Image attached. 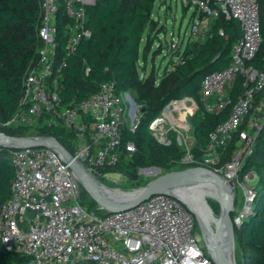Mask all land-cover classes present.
<instances>
[{
	"label": "built area",
	"instance_id": "built-area-1",
	"mask_svg": "<svg viewBox=\"0 0 264 264\" xmlns=\"http://www.w3.org/2000/svg\"><path fill=\"white\" fill-rule=\"evenodd\" d=\"M186 1L203 15L193 20L191 37H211L213 22L221 16L238 20L242 30L233 46L230 65L206 75L200 91L206 108L218 112L231 104L229 87L236 77L244 78L243 94L233 104L228 119L211 133L206 153V162L214 166L234 134L251 116L239 134V142L246 143L245 149L235 157L236 151L225 167H210L243 187L247 203L236 218V224L240 225L252 207L255 192L251 185L239 181L238 171L264 122V69L247 65L262 45L261 2ZM95 3L96 0H40L38 35L42 46L30 62L18 109L4 124L62 123L79 140L74 157L101 179L112 174L102 173V169L114 168L120 161L122 126L129 124L128 109L136 108L135 98L128 91L117 92L114 81L102 83L97 93L70 105L63 104L59 93L60 75L67 57L81 41L92 36L88 8ZM61 5L65 14L60 18ZM64 18L68 19L65 54L58 52V21L63 22ZM219 33L225 35L221 29ZM169 104V109H163V116L149 126L151 132L159 134L157 140L166 145L172 141L164 136L162 122L185 127L187 113L198 109L191 97ZM168 110L170 117L166 115ZM178 141L182 143L181 136ZM125 149L132 156L136 145L128 142ZM11 159L15 175L11 196L0 207V239L6 250L32 257V264H73L81 260L97 264H216L193 213L177 197L158 194L131 209L101 216L83 203V187L56 149L13 148Z\"/></svg>",
	"mask_w": 264,
	"mask_h": 264
},
{
	"label": "trees",
	"instance_id": "trees-1",
	"mask_svg": "<svg viewBox=\"0 0 264 264\" xmlns=\"http://www.w3.org/2000/svg\"><path fill=\"white\" fill-rule=\"evenodd\" d=\"M260 2L262 45L256 57L248 61L247 65L262 70L264 0ZM155 3L156 0H96L88 8V27L92 36L81 41L67 57V65L62 70L59 82V93L66 105L94 95L101 84L108 81L115 82L117 92L135 91V101L141 107L140 117L134 127L129 124L122 126L120 161L114 168L102 169V173L132 174L137 180L128 177L129 180L138 185L141 184L138 168L160 167L164 172H169L191 166L214 169L225 167L233 160L239 148V134L244 129L243 124L214 166L206 162L211 133L228 119L233 104L243 94L245 86L243 76L238 75L229 87L231 104L215 112L205 106L200 92L201 83L209 73L230 65L233 46L242 35L240 22L219 17L213 22L211 37L202 39L190 36L183 49L178 51V58L170 63L173 66L171 69L170 65L166 67L160 77H155L153 70L146 76L141 70L146 67L155 40L154 33L158 28V20L153 16ZM64 14V6L61 5L59 17H64ZM200 17L203 15L200 14ZM66 22L67 18L63 22L58 21V52L63 54L66 53L68 42ZM40 25V0H0V131L15 136H54L73 154L79 140L76 133L62 123L4 124L18 109L30 62L42 46L38 35ZM220 29L224 31V36L219 33ZM186 97L193 98L198 105L197 111L189 119L194 141L189 149L180 146L175 139H171L169 145L159 142L149 128L150 124L169 103ZM128 142L136 145V152L132 156L125 149ZM11 150L0 146V207L11 196V182L15 175ZM187 155L192 158L190 164L183 163ZM252 173L253 178H257L255 184L251 185L255 192L252 207L242 218L241 224L234 226L236 264H264V122L254 138L250 154L238 171L239 181L247 184L246 178H250ZM82 200L96 214H107L83 188ZM236 203L235 197V208ZM212 206L214 212H218V206ZM231 215L236 219L240 214L234 211ZM196 226L199 230L197 221ZM238 255L241 261H238ZM32 263V257L6 250L0 239V264ZM73 264L97 263L81 260Z\"/></svg>",
	"mask_w": 264,
	"mask_h": 264
},
{
	"label": "water",
	"instance_id": "water-1",
	"mask_svg": "<svg viewBox=\"0 0 264 264\" xmlns=\"http://www.w3.org/2000/svg\"><path fill=\"white\" fill-rule=\"evenodd\" d=\"M169 105L165 109H169ZM197 110L194 111V113ZM193 113V114H194ZM192 114V115H193ZM0 146L7 148H28V147H46L56 149L63 157L65 163L69 164L70 169L75 173L83 189L98 204L99 208L107 213L119 212L131 209L140 203L148 200L150 197L158 194H168L177 197L184 202L188 209L193 213L201 231V234L208 247V251L214 256L216 264H236L235 257V224L236 219L232 218L235 211V180L226 179L225 176L211 168L204 166H191L181 170H172L165 172L147 184L123 190L119 196L102 193L98 189L97 182L105 185L99 179L94 177L84 165L79 162L74 155L54 136H15L0 131ZM161 170L160 167H152ZM148 169V168H142ZM134 181L137 177L132 174H126ZM213 183L216 187V196L214 197L221 203V213L216 215L211 205L208 203L206 196L203 197L206 213L211 222H215L214 233L210 236V228L213 230L211 223L201 217L189 204L182 198L176 196L174 189L188 183ZM207 195V194H206ZM247 203V202H245ZM228 233V240L232 250L231 256L226 250L225 233Z\"/></svg>",
	"mask_w": 264,
	"mask_h": 264
},
{
	"label": "rangeland",
	"instance_id": "rangeland-1",
	"mask_svg": "<svg viewBox=\"0 0 264 264\" xmlns=\"http://www.w3.org/2000/svg\"><path fill=\"white\" fill-rule=\"evenodd\" d=\"M186 6H188V2L186 0H156L155 8L153 11V16L155 19L158 20V28L155 30L154 33V44L151 46V51L149 52L147 63L145 69H142L141 72L144 75H149L153 70L155 77H160L163 75L166 67L170 65L173 59L178 58V51L182 50L188 39L190 38V31L191 26L193 23V20L196 17L200 16V12L195 8L193 5H189L186 9ZM195 38V37H192ZM143 63V61L141 60ZM172 64L170 65V69L172 68ZM129 94L132 96H136L134 90H129ZM129 107L128 109V122L131 127H133L138 119L141 107L136 102V108ZM163 112V111H162ZM187 125L185 127L176 128L172 124L171 121L162 122V129L164 130V136L168 137L169 139H175L178 143V136H181L182 143L180 146L185 147L189 149L191 143L194 141V137L192 135V129L189 122V119L193 113H187ZM163 116V114H160ZM167 115V114H166ZM255 116V115H254ZM251 116H248L246 118V122L244 125L248 124V121ZM183 116L181 117L182 120ZM166 123V124H165ZM153 135L156 137H159V134H155V132H152ZM239 148L237 150V153L235 155L238 156L240 154V151L245 149L246 143H240L238 141ZM192 162V158L190 155H187L185 159L183 160V163L190 164ZM210 168V167H208ZM165 173L164 170H157L153 169L152 167H148V169L138 168V175L140 176L141 184H133L129 178L124 175L121 172H114L108 176V178H104L103 181L99 179L102 183L105 184L108 188H121L123 190H129L132 188H137L140 186L145 185L147 181H151L152 179L157 178L161 174ZM254 173L251 174L250 178H246V182L249 185H254L257 178H253ZM119 189V190H121ZM196 193H198L199 198L201 202H203L204 195L206 196L208 203L213 208L212 204L217 207L218 206V212H215L217 216L220 215L222 207L221 203L214 197L216 196L215 193L209 186H206V184L200 185L198 187H195ZM204 193V194H203ZM207 194V195H206ZM235 195L237 198L236 208L235 211L241 213V211L244 208L245 205V193L243 190V187L239 184H236L235 186ZM87 200V197L84 198ZM205 206V205H204ZM214 210V208H213ZM215 211V210H214ZM208 214V213H207ZM208 219V217H206ZM211 226L213 227V230L211 228L209 229L211 233H214V229L216 226L215 222H211ZM200 232V229H199ZM205 244V243H204ZM205 250L206 247H204ZM229 247L227 248L228 251ZM229 252V251H228ZM232 253V252H231ZM235 257H236V249H235ZM238 261H241V256L238 255Z\"/></svg>",
	"mask_w": 264,
	"mask_h": 264
},
{
	"label": "bare ground",
	"instance_id": "bare-ground-1",
	"mask_svg": "<svg viewBox=\"0 0 264 264\" xmlns=\"http://www.w3.org/2000/svg\"><path fill=\"white\" fill-rule=\"evenodd\" d=\"M167 117L171 116L170 111H167ZM98 185V189L99 191H101L102 193L105 194H111V195H115V196H119L122 194V191H120L119 189L121 188H108L105 185L99 184L98 182L96 183ZM206 184V186H209L213 191V193L216 194V187L213 183H199V182H195V183H188L186 185H182L179 188L174 189V193L176 194V196L182 198L187 204H189L201 217L205 218L207 220L206 217H208V221H210V219L212 217H210L209 219V215L206 213V209L204 204L201 202L200 198H199V194L196 193V189H194L195 187H198L200 185ZM204 194V193H203ZM213 233L210 232V236H212ZM226 250L229 247L228 251H229V255L231 256V247H230V243L228 240V233H225V244H224Z\"/></svg>",
	"mask_w": 264,
	"mask_h": 264
},
{
	"label": "crops",
	"instance_id": "crops-1",
	"mask_svg": "<svg viewBox=\"0 0 264 264\" xmlns=\"http://www.w3.org/2000/svg\"><path fill=\"white\" fill-rule=\"evenodd\" d=\"M193 100H194V99H193ZM182 114L184 115V114H185V112L183 111V112H182Z\"/></svg>",
	"mask_w": 264,
	"mask_h": 264
}]
</instances>
